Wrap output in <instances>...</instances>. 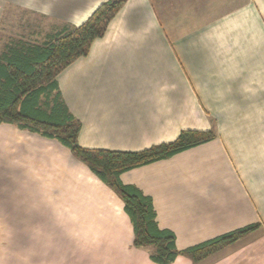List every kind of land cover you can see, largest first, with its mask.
Segmentation results:
<instances>
[{
  "label": "crops",
  "instance_id": "0c3cea01",
  "mask_svg": "<svg viewBox=\"0 0 264 264\" xmlns=\"http://www.w3.org/2000/svg\"><path fill=\"white\" fill-rule=\"evenodd\" d=\"M105 1L0 0V25L19 11L40 16L47 31L34 34L45 39ZM164 1L127 0L89 54L58 75L82 123L79 143L138 151L182 130H214L215 139L121 180L152 197L179 249L260 224L198 264H264V0H222L190 27L165 19ZM0 264L157 263L134 246L123 200L69 148L2 122Z\"/></svg>",
  "mask_w": 264,
  "mask_h": 264
},
{
  "label": "trees",
  "instance_id": "16d2710c",
  "mask_svg": "<svg viewBox=\"0 0 264 264\" xmlns=\"http://www.w3.org/2000/svg\"><path fill=\"white\" fill-rule=\"evenodd\" d=\"M127 0L100 4L79 26H64L39 42L7 43L0 53V123L54 139L72 154L124 202V210L134 230V246L149 248L157 264H172L179 256L194 264L216 254L255 232L254 223L218 235L193 246L179 249L176 234L161 228L151 196L125 184L121 174L216 138L214 130H182L171 142L138 151L86 148L79 143L82 123L68 109L58 83V75L75 60L87 56L92 43L105 35L113 18Z\"/></svg>",
  "mask_w": 264,
  "mask_h": 264
},
{
  "label": "rangeland",
  "instance_id": "374dc122",
  "mask_svg": "<svg viewBox=\"0 0 264 264\" xmlns=\"http://www.w3.org/2000/svg\"><path fill=\"white\" fill-rule=\"evenodd\" d=\"M222 0H165L163 17L174 24L185 27L197 26L211 20L224 7ZM246 0H237V6ZM171 21V22H172ZM39 26L37 29L36 27ZM46 29V30H45ZM47 31V21L40 16L15 12L9 18L5 16L0 25V53L7 43L43 41V34L36 38L35 31ZM43 36V37H42ZM149 252V248H144Z\"/></svg>",
  "mask_w": 264,
  "mask_h": 264
}]
</instances>
